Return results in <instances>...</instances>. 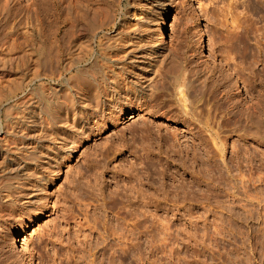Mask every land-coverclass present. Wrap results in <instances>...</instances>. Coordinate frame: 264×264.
I'll list each match as a JSON object with an SVG mask.
<instances>
[{"label":"rangeland","instance_id":"obj_1","mask_svg":"<svg viewBox=\"0 0 264 264\" xmlns=\"http://www.w3.org/2000/svg\"><path fill=\"white\" fill-rule=\"evenodd\" d=\"M69 1L68 5L73 4L72 1L75 0ZM128 1L122 0L121 6L116 8L115 24L112 28L105 29L104 34L116 36L117 27L124 18L128 31L132 32L138 23L141 24L143 29H146L147 35L153 34V38L161 42L162 51L166 52L167 49L174 48L182 42L184 48L191 50V54H194V59L196 58V62L200 63L201 68L211 65V68L215 66V70H219L223 66L225 71H229L223 62H219L218 52L224 47L219 44L223 39L221 38L222 29L215 15L217 6H222V2L226 0H213V2L211 0H176L168 6L167 14L150 11L155 8L151 5L148 7L142 0H134L137 3L132 9L128 6ZM59 2V0H0V17H5L2 23L7 22L5 30L13 32L12 37L17 38L19 43L23 42L21 43L23 48L25 46L24 51L22 47L16 48L18 50L14 52L13 60L8 67L14 78L10 76L9 80L7 78L0 82V97L7 98L2 102L3 105H0V127L5 122L4 118H1L2 111L8 107L9 120L10 123L13 122L11 131L15 132V135L12 133L14 136H11L12 138L24 135L28 131L22 128L19 121L24 120L22 119L24 115L37 106L33 105L37 96L39 97L46 89L48 91L49 88L57 89L56 81L50 79L41 81L35 78L33 82H25L28 79L25 72L28 74L27 69L30 67L34 70L32 67L34 57L39 56V52L38 49L34 50L37 47V45L35 47L36 43L31 42L32 49L30 43L28 45V42L24 43L23 34L29 36L32 32L36 33L41 29L43 46L54 47L53 45L58 43L59 34L62 35L64 27L67 26L65 22L61 24L63 16H61ZM62 2L64 5L62 3L61 6L67 4L66 0ZM122 3L125 7H129L130 16L128 14L126 17L123 16L125 7ZM5 4H8L7 15L4 9L2 11ZM253 5L254 10L248 11L245 16L252 21L254 27L262 29L264 28L263 2L253 0ZM241 9L242 7L239 6V11ZM58 25H62L60 30L57 29ZM103 32H99L96 38L104 35ZM143 32L139 35L144 36ZM200 33L203 34L206 42V46L201 50L197 48L196 41ZM51 42L54 44H50ZM252 43L253 40L248 43L250 48L254 47ZM22 52L26 65L21 67L17 61ZM33 52L36 53L33 55ZM17 55H19L18 58ZM241 59L237 56L230 63L239 62L237 60ZM245 60V64L249 63L254 72L261 70L263 63H253V59L247 56ZM219 63L222 65L220 66ZM54 64L52 69L55 70ZM49 66L51 64L47 63V70L51 69ZM23 67L25 68L22 69ZM21 69L23 72L20 71ZM23 74L25 77L22 76ZM27 76L30 77V75ZM239 84L241 90L242 84L240 82ZM40 85L43 86L40 87ZM260 88L263 87L260 86ZM35 92L36 96L33 95V93L36 94ZM241 92L242 94L237 97L246 96L243 91ZM220 96L221 93L218 94V97ZM136 113L137 111L131 115L127 114V118H120L117 127L108 124L103 129L96 128L92 121L91 136L85 139L69 158L59 160L58 180L52 183L50 178L46 182L44 193L40 195L41 202L34 205L28 202L30 198L27 194L18 195L14 192L17 195H10L2 191L1 185L4 183L17 185L18 182H22L18 179L19 176H14L13 173L9 175L10 180H6V170L3 171L4 156L12 158L14 163H21L22 170L20 169L21 172H19L29 175L31 171H26L29 167L27 164L36 161L35 166L41 169L46 166L47 157L50 156L49 150L54 143L49 140L39 143L38 140L25 138L12 144L9 153L5 151L0 154V180L5 178V181H0V264H42L41 258L45 260V264L53 263L51 259L54 256V250L63 252L68 248L65 247L66 230L58 232V236L61 235L64 240L63 244L59 243L56 241L58 237L50 233L53 225H58L59 229L58 227L56 229L59 231L66 226L64 221L68 218L71 227L80 222L84 223V227L87 224L86 220L90 218L92 220L94 215V218H100L97 219L100 222L95 224L97 230L92 231V236L88 240L93 245L97 243V248L94 247V257L95 261L98 260L97 262L102 264H264V185L258 181L252 184L250 183L252 181L248 180L246 184L245 178L241 184L239 177L235 179L226 177L225 169H221L223 165L220 158L217 155L211 157L214 156L213 152L206 153L208 150H205L204 141H201L203 133L197 131L188 121V124L186 122L185 124L177 118L166 120L161 117L150 118L148 115H143L149 129L144 132L139 130L134 132L128 127L135 121L137 123L143 121L142 116ZM49 127L45 123L44 128ZM41 130L42 128L38 127L35 135L39 136ZM173 133L177 137H174ZM3 136L4 134L0 131L2 145L5 140ZM234 138L236 137L233 134L227 142L228 145ZM235 140L240 145L241 140L238 138ZM250 145L255 144L250 142ZM251 146L250 150H253ZM256 148L259 150H255L257 158L254 156L253 169L260 168V171H264V157H262L264 149L257 146ZM230 150L229 148L226 150L227 160L231 155ZM30 154L36 160H27L26 156L31 157ZM239 156V167L245 173L251 166L248 162L246 163L247 158L243 155V150L239 151ZM232 169V172H236L235 167ZM246 195L248 197L256 195L259 198L251 201ZM49 196L50 200H48ZM258 202L260 204H257ZM251 204H254L253 208ZM109 224L121 233L120 241L126 247L120 259L117 257L118 252L114 254L112 249H108L109 244L118 241V237L106 232L108 237L105 243L99 237L100 234H104L103 231ZM17 227H22L24 234L28 237L26 250H21L16 245L18 238L13 231ZM34 229L35 232L32 233ZM128 229L133 232L130 234ZM84 232L88 230L85 231L84 228ZM73 245L78 244L73 241ZM83 245L86 249V245ZM102 252H104L103 257ZM61 258L63 261L65 259L66 263V258ZM118 260H121V263ZM54 263L59 264L60 259H56Z\"/></svg>","mask_w":264,"mask_h":264},{"label":"bare ground","instance_id":"obj_2","mask_svg":"<svg viewBox=\"0 0 264 264\" xmlns=\"http://www.w3.org/2000/svg\"><path fill=\"white\" fill-rule=\"evenodd\" d=\"M59 1L62 11L61 16H63V21L60 22L61 24L65 22L67 26L64 29L62 28L63 32L62 35L59 34L58 43L56 42L57 45L54 44L55 41L50 43L54 44V47L56 45L55 51L51 45H49L50 47L48 45L43 46L44 40L41 37V34H43L41 33V29V31L37 30L36 33L32 32L29 36L23 34L24 43L28 42L27 45L29 43V45L36 43L35 47L36 45L37 47L34 50L38 49L39 52V56L35 55L34 57V65L32 66L34 70L30 67L27 69L28 74L25 72L28 78H26L27 81L25 82H33L35 78L41 81L42 79H50L56 81L57 89L49 88V91L46 89L41 95L39 93L40 96H37V99L33 101V105L37 106L30 111L28 110L29 112L22 118L24 120L19 121L22 128H26L28 131L24 135H18L17 138L11 137L15 132L11 131V124L13 122L10 123L8 107L5 111H2L4 117L2 114L1 118H4L5 122L1 125L0 131L4 134L3 139L5 140L3 145L0 144V154L5 153V151L8 152L12 144L20 142L25 138L38 140L37 142L39 143L49 140L54 144L52 149L49 150L48 154L50 156L47 157L48 162H46V166L42 169L39 166H35L36 161L27 164L29 167L26 171H31L29 175L20 173V169L22 170L21 163H14L12 158L4 156L5 169L3 171L6 170V180H10L11 177L9 175L13 173L15 174L14 176H19L18 179H21L22 182H18L17 185L4 183L1 185L2 191H6L10 195L27 194L30 198L28 202L32 205L40 203V195L44 193L46 182L50 178L52 183L58 180L60 174V169L57 167L59 160L69 158L83 141L91 136L92 121L96 128L103 129L108 124L117 127L119 120H121L120 118H127V114L131 115L135 111H137L139 116H142L143 121L141 120L140 123L135 121L133 125L128 127L133 129L134 132L135 130L144 132L149 129V125L146 123L143 115H148L150 118L161 117L166 120L177 118L184 123L188 121L197 131L203 133V137L200 135V138H203H201V141H204L205 150H208L206 153L213 152L214 156L211 157L217 155L220 158L223 165L221 169H225L226 177H231V179L239 177L241 184H243L242 182L245 178L244 183L252 181L250 183L254 184V182L258 181L264 185V171H260V168L253 169V160L255 157L257 158L255 150H259L256 146L263 147L264 149V28L254 27L252 21L245 16L248 11L254 10L253 0H242L241 2L238 0H226L222 2V6L220 5L216 8L217 12L215 15L217 20H219L217 22H219V26L222 29L221 38H223L219 44L224 47L223 50L218 52L220 57L219 62H223V65L227 66L229 71H225L220 63L219 65L222 68L219 70H215L214 65L212 68L211 65L208 66L209 68L206 67L207 65L204 69L201 68L200 63L196 62V58L194 59V54H191V50L184 48L181 44L182 42H179L174 48L167 49L166 52L162 51L161 42L153 38V34L147 35L145 33L146 29H143L141 24L138 23L132 32L128 31L124 18H122L120 25L117 22L119 26L117 27L116 36H107L109 34L106 35L103 31L114 26L117 17L116 8L121 6L122 0H71L73 4L69 3V5V0H66L67 4L65 3V6H61L63 0ZM143 1H145L144 4L148 7L151 5L155 8L150 11L167 14L168 6L175 3L176 0ZM262 2L264 5V0ZM136 3L134 0H129L128 6H131V8L135 7L134 4ZM239 6L242 7L241 11H239ZM139 8L141 7L139 6ZM3 9L7 15L8 4L3 6L2 11ZM128 11L129 7L126 6L123 11L124 17L127 16ZM3 17H0V82L7 78L9 80L10 76L12 77L13 73L8 67L13 60L14 52L18 50L16 48H23L21 45L23 42H17V38L12 37L13 32L5 30L7 22L2 23ZM61 26L58 25L57 29L60 30ZM101 31L104 35H101L97 39L96 37ZM142 32L145 33L144 36L139 35ZM151 40L153 41L151 42ZM251 40H253L252 45H254L252 48L248 44ZM196 41L199 50L206 46L202 33L198 35ZM31 42L33 43L31 44ZM27 47L30 49L29 46ZM32 47L33 45L31 49ZM24 48L22 49L23 51ZM34 53L36 52H33V55ZM19 55H17V58ZM233 55L242 59L232 64L230 61L235 58L232 57ZM246 56L251 57L253 63H263L261 70L254 72L250 68L249 63L245 64ZM17 62L19 64L16 63V65L21 64V67L22 65H26L23 52ZM47 63L51 64L49 66L51 69L49 70H47ZM53 64L55 65V70L52 69ZM22 69L20 70L21 72H23ZM27 75H30V77ZM22 76L25 77L24 74ZM12 78L11 80H13ZM239 82L242 84L241 90ZM42 86L40 85V87ZM260 86L263 88H260ZM241 91L246 94L245 97H237L242 94ZM220 93L221 96L218 97ZM33 95L36 96L37 93H33ZM5 100H7L5 96L4 98L3 96L0 97V105H3L2 102ZM211 101L213 102L212 104ZM45 123L50 127L44 128ZM38 127L42 128L39 136L35 135ZM173 134L174 137H177L175 133ZM233 134L238 140H241L240 145L237 144L236 138L228 145L227 142L232 138ZM49 137L52 138L50 139ZM250 142L251 144H255L254 146L250 145L253 150H250ZM228 148L229 150L231 149V155L229 154L230 156L227 160L225 154ZM240 150H243V155H246L247 158H245L247 160L246 163L248 162V165L251 166H248L250 169L245 173L239 167ZM31 157L28 155L26 159L36 160L34 157ZM262 157H264V154H262ZM232 167L236 168V172H232L234 169ZM5 178H3L4 181ZM237 180L239 181V179ZM248 195L246 196L248 197ZM250 197L248 198L251 201L259 198L256 195ZM50 198L49 196L48 200ZM257 204L260 203L258 202ZM94 217L92 220L91 218L89 219L91 221L86 220L87 224L85 223L84 227V223L81 222L71 227L70 219L68 218L64 221L66 226H63L59 231L58 225H53L52 232L50 233L58 237L56 241L59 243H62L64 240L61 235L60 237L58 236V232L66 230L67 241L65 242V247L68 248L63 252L55 249L53 252L54 256L51 259L53 263L51 264H58L54 263L56 259H60L59 264H64L65 259L63 261L61 257L66 258L65 264H72V261H74V264L78 262H82V264H96L98 260L95 261L94 247H96L97 243L94 242L96 244L93 245L91 242V245L90 240H88L92 236V231L96 229L95 224L100 222L98 221L99 217V219ZM57 227L58 229H56ZM108 227L104 229V234L102 232V234L99 233L101 235L99 237L102 238L103 243L107 241L109 233L111 236L118 237V241L111 245L109 244L108 247L110 248L108 249H112L114 254L118 252L117 257L120 259L122 253L126 250V247L120 241L122 235L110 224ZM84 228L88 232H84ZM127 231L130 234L133 232L131 229ZM34 232L35 229L32 233ZM14 233L17 234L16 237L18 238L16 245L21 250H26L28 237L24 234L22 227H17L13 231ZM72 240L78 245L74 246ZM83 244L86 245V249ZM103 254L104 252L101 253L102 257ZM23 256L27 258L26 255ZM102 257L101 259H103ZM40 261L42 264H45L43 258ZM97 264L102 263L97 262Z\"/></svg>","mask_w":264,"mask_h":264}]
</instances>
